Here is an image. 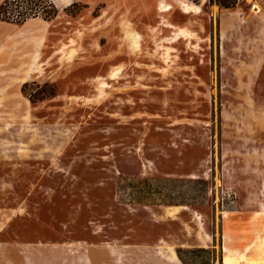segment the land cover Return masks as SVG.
<instances>
[{
    "label": "rangeland",
    "instance_id": "1",
    "mask_svg": "<svg viewBox=\"0 0 264 264\" xmlns=\"http://www.w3.org/2000/svg\"><path fill=\"white\" fill-rule=\"evenodd\" d=\"M34 1L0 14V264H264V0Z\"/></svg>",
    "mask_w": 264,
    "mask_h": 264
},
{
    "label": "trees",
    "instance_id": "2",
    "mask_svg": "<svg viewBox=\"0 0 264 264\" xmlns=\"http://www.w3.org/2000/svg\"><path fill=\"white\" fill-rule=\"evenodd\" d=\"M211 2L212 1L209 0V3ZM35 5L36 2L34 0H5L0 4V14H15L16 19H18V21H21L29 15L28 13H26L27 10L32 11ZM218 5L223 7H230L232 6V3L228 2V0H220L218 2Z\"/></svg>",
    "mask_w": 264,
    "mask_h": 264
},
{
    "label": "bare ground",
    "instance_id": "3",
    "mask_svg": "<svg viewBox=\"0 0 264 264\" xmlns=\"http://www.w3.org/2000/svg\"><path fill=\"white\" fill-rule=\"evenodd\" d=\"M187 7H190V8H193L194 6H195V4L193 3V2H187ZM257 8V6H253V8L252 9H256ZM188 9V8H187ZM252 11H254V10H252ZM258 12V11H257ZM254 13H256V12H254ZM135 38H137L138 36H134ZM165 59V58H164ZM261 210L264 212V206H262V208H261ZM223 252H224V256H223V259H222V264H239L238 263V261L237 260H235L233 257L234 256H230L229 254H227V252H226V248L223 246ZM263 254V253H262ZM242 255L243 254H241V257L240 258H242ZM258 257H260V256H258ZM246 258H249V257H246ZM244 259V258H243ZM245 260V259H244ZM250 260V259H249ZM261 260V259H260ZM262 260H264V259H262ZM261 260V261H262ZM247 262V261H246ZM261 263V262H260ZM260 263H258V262H256V261H252V260H250L249 262H248V264H260ZM263 263V262H262Z\"/></svg>",
    "mask_w": 264,
    "mask_h": 264
}]
</instances>
